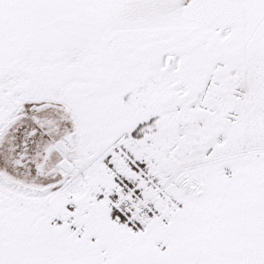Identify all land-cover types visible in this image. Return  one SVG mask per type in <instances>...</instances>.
I'll return each mask as SVG.
<instances>
[{
    "label": "snow or ice",
    "instance_id": "snow-or-ice-1",
    "mask_svg": "<svg viewBox=\"0 0 264 264\" xmlns=\"http://www.w3.org/2000/svg\"><path fill=\"white\" fill-rule=\"evenodd\" d=\"M0 264H264V0H0Z\"/></svg>",
    "mask_w": 264,
    "mask_h": 264
}]
</instances>
